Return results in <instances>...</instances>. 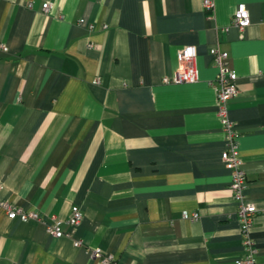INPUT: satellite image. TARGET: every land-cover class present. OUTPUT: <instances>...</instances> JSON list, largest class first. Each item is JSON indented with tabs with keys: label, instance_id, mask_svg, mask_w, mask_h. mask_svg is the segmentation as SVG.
<instances>
[{
	"label": "crops",
	"instance_id": "crops-1",
	"mask_svg": "<svg viewBox=\"0 0 264 264\" xmlns=\"http://www.w3.org/2000/svg\"><path fill=\"white\" fill-rule=\"evenodd\" d=\"M214 3L211 17L204 0H0V199L68 233L0 209V264H239L210 50L237 73L229 117L245 195L264 210V0ZM189 45L199 81L165 83ZM74 205L84 219L71 228ZM252 239L264 264V211Z\"/></svg>",
	"mask_w": 264,
	"mask_h": 264
},
{
	"label": "built area",
	"instance_id": "built-area-1",
	"mask_svg": "<svg viewBox=\"0 0 264 264\" xmlns=\"http://www.w3.org/2000/svg\"><path fill=\"white\" fill-rule=\"evenodd\" d=\"M204 7L211 17L215 13L214 0H204ZM51 4L44 5V11L49 13ZM233 24L245 32L252 24L251 14L245 4H239L237 11L233 18ZM6 50V49H4ZM218 74L216 77V85L218 87V114L222 119L224 129L228 135L227 146L228 149L222 154V159L228 169L232 171V189L234 191V198L238 204V214L241 223V230L244 243V257L239 261V264H258L257 250L255 242L252 239V231L255 224L256 216L263 212L258 206L249 201L245 195V189L248 186V180L245 171L242 169V162L240 160V153L238 150V142L240 132L235 129L234 123L229 117V103L232 99L240 95L237 86L238 76L236 71L230 66V55L228 52L221 50L219 47H214L210 50ZM197 48L195 46H185L178 52V61L180 67L172 77H165V83L174 84H195L199 81V71L197 67ZM1 190V187H0ZM0 209L6 211L7 216L12 221H20L29 223L33 221L43 223L48 233L54 238H60L67 235L64 229L63 222L56 216L40 213L38 211H27L19 208L6 200L0 199ZM185 214V218H188ZM195 220L199 219V214L192 215ZM84 219V214L81 207L74 205L71 209V216L69 217L67 227H77ZM49 220L51 222H49Z\"/></svg>",
	"mask_w": 264,
	"mask_h": 264
}]
</instances>
